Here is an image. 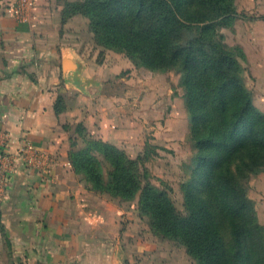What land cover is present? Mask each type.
<instances>
[{"label": "trees", "instance_id": "obj_1", "mask_svg": "<svg viewBox=\"0 0 264 264\" xmlns=\"http://www.w3.org/2000/svg\"><path fill=\"white\" fill-rule=\"evenodd\" d=\"M75 14L89 19L97 45L153 70H179L196 153L182 183L185 212L141 158L81 123L86 142L71 144L74 170L98 192L138 197L154 233L181 243L197 264H264V224L248 192L264 171V112L245 82L243 48L222 33L238 17L236 0H66L63 21ZM64 108L59 96L55 110Z\"/></svg>", "mask_w": 264, "mask_h": 264}, {"label": "crops", "instance_id": "obj_2", "mask_svg": "<svg viewBox=\"0 0 264 264\" xmlns=\"http://www.w3.org/2000/svg\"><path fill=\"white\" fill-rule=\"evenodd\" d=\"M13 1L0 0V164L8 171L1 206L14 213L6 226L36 259L142 264L119 244L129 201L91 189L69 158L72 127L64 124L84 113L87 89L99 78L75 24L89 19L75 14L63 21L58 0H30L23 17L10 7ZM262 19H249L248 44L256 82L264 87ZM252 89L264 110V88ZM59 96L65 108L57 113Z\"/></svg>", "mask_w": 264, "mask_h": 264}, {"label": "rangeland", "instance_id": "obj_3", "mask_svg": "<svg viewBox=\"0 0 264 264\" xmlns=\"http://www.w3.org/2000/svg\"><path fill=\"white\" fill-rule=\"evenodd\" d=\"M58 1L64 6L66 0ZM236 3L238 17L232 26L223 28L222 33L229 44L239 45L245 52L246 58L241 59V62L248 88L253 92L252 88L259 87L263 92L261 89L264 87L257 84L256 70L251 65L252 52L248 38L249 19L264 18V0H236ZM86 23L85 19H79L75 24L80 26L81 40L88 46L85 48L86 54L92 61H96L92 66L99 78L87 89L91 99H88L90 103L85 104L87 108L83 109L84 113L79 112L76 120L64 124L67 130L72 127L68 133L70 150L73 148L72 142L78 143L76 148L85 145L83 133L77 131V125L81 123L94 138L116 144L132 158H141V166L149 170L154 183L167 188L177 209L185 212L182 183L191 176L196 148L191 138V120L179 70H153L135 64L123 52L97 45ZM83 30L84 33H81ZM101 61L102 65L97 64ZM108 167L105 163V168ZM7 173V169H3L0 164V177H8ZM79 175L89 185L85 175ZM5 188L6 184L0 183V264H78L76 260L53 263L36 259L27 253H31V247L16 242L14 232H9L10 229L6 226L14 213L1 206L6 195ZM248 192L255 202L259 219L264 224V171L251 176ZM126 201H129L126 203L128 212L123 215L121 235V242L124 243L119 244L123 245L124 250L128 247L131 254L135 255L131 256L134 262L143 260L142 264H197L181 243L154 233L148 218L140 214L138 197ZM138 242L142 245L148 242L149 249H139Z\"/></svg>", "mask_w": 264, "mask_h": 264}, {"label": "built area", "instance_id": "obj_4", "mask_svg": "<svg viewBox=\"0 0 264 264\" xmlns=\"http://www.w3.org/2000/svg\"><path fill=\"white\" fill-rule=\"evenodd\" d=\"M29 2L30 0H14L10 7L15 13L26 17V7L28 6ZM0 183H4L2 177H0Z\"/></svg>", "mask_w": 264, "mask_h": 264}]
</instances>
